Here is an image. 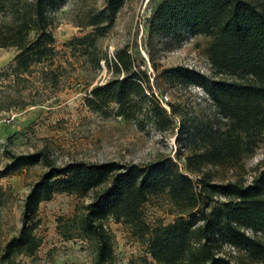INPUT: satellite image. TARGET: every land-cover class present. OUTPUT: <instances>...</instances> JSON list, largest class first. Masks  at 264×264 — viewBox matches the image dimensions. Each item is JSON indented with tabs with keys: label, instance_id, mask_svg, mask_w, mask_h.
Segmentation results:
<instances>
[{
	"label": "trees",
	"instance_id": "obj_1",
	"mask_svg": "<svg viewBox=\"0 0 264 264\" xmlns=\"http://www.w3.org/2000/svg\"><path fill=\"white\" fill-rule=\"evenodd\" d=\"M64 1L0 0V12L7 17L0 22V48L16 50L10 74L21 77L35 65L53 63L48 12ZM124 1L106 0L104 8L88 18L92 31L70 42L94 47L96 36L112 23ZM148 27L177 40L182 33L209 38L205 54L213 76L183 65L162 73L182 85L200 87L224 123L201 127L199 147L185 156L186 172L170 158L146 164L73 161L58 166L42 151L11 154V163L0 171V177L27 162L42 161L46 170L24 198L20 227L4 243L0 264H24L21 259L33 264L42 242L36 233L38 205L61 192L88 199L71 216L58 217L56 229L63 239L86 241L94 264L112 261L108 219L127 227L130 236L145 247L151 260L143 258L141 264H264V168L249 183L213 181V173L205 168H234L262 140L264 0H161L148 18ZM87 49L82 54L89 55ZM104 60L112 77L90 89L85 98L90 108L100 110L115 103L125 118L136 119L145 112L157 123L167 116L147 94L150 86L143 83L141 70L133 68L125 48ZM158 195L166 197L173 220L150 226L142 206L150 196ZM7 197L0 186V207ZM223 247L229 251L223 252Z\"/></svg>",
	"mask_w": 264,
	"mask_h": 264
},
{
	"label": "rangeland",
	"instance_id": "obj_2",
	"mask_svg": "<svg viewBox=\"0 0 264 264\" xmlns=\"http://www.w3.org/2000/svg\"><path fill=\"white\" fill-rule=\"evenodd\" d=\"M160 1H124L115 11L112 23L96 36L94 47H85L70 41L92 31L88 18L102 10L106 0H65L48 12L47 28L54 38L53 63L35 65L21 77L9 73L15 48H0V171L11 163V154L42 151L47 160L58 166L73 161L146 164L170 158L186 172L185 156L199 147L198 131L202 126H220L224 119L200 87L182 85L163 76L164 69L178 65L209 76H213V71L205 54L207 36L182 33L177 40L149 30L148 18ZM6 19L0 12V22ZM84 48H88L89 55L82 54ZM123 48L133 68L141 70L143 83L148 82L147 94L167 114L158 123L145 112L136 119L125 118L115 103L100 110H93L86 103L90 89L112 77L104 58L113 59L116 50ZM261 138L254 151L236 167L206 166L213 173V181L249 183L264 168V134ZM45 170L42 161L27 162L0 177V186L8 195L0 207V252L20 227L24 198ZM190 176L197 179L194 174ZM87 202V198L61 192L38 205L36 233L42 242L33 264H94V253L86 241L63 239L56 229L58 217L71 216ZM142 210L150 226L173 220L164 195L150 196ZM105 226L113 235L110 264L151 260L127 227L112 219ZM222 251L228 252L229 248L223 247ZM21 261L31 264L30 259Z\"/></svg>",
	"mask_w": 264,
	"mask_h": 264
}]
</instances>
